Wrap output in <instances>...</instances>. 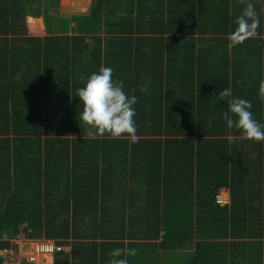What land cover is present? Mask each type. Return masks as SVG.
Here are the masks:
<instances>
[{
	"label": "trees",
	"instance_id": "trees-1",
	"mask_svg": "<svg viewBox=\"0 0 264 264\" xmlns=\"http://www.w3.org/2000/svg\"><path fill=\"white\" fill-rule=\"evenodd\" d=\"M249 2L258 35L229 51L239 0H91L72 35L54 34L61 0H0V249L25 234L72 240L55 264L125 247L128 264H264V142L229 130L218 98L231 87L264 124ZM100 67L137 97V142L86 136L76 93Z\"/></svg>",
	"mask_w": 264,
	"mask_h": 264
},
{
	"label": "clouds",
	"instance_id": "clouds-1",
	"mask_svg": "<svg viewBox=\"0 0 264 264\" xmlns=\"http://www.w3.org/2000/svg\"><path fill=\"white\" fill-rule=\"evenodd\" d=\"M239 3L245 7L233 21L235 29L226 37L229 51L257 37L260 26L254 4L249 0H239ZM76 95L82 105L80 121L85 126L88 138L128 137L132 142H137L134 119L137 97L126 94L123 81L113 79L111 67H100L97 72L90 74L84 86L77 89ZM218 98L227 102V110L222 115L229 130L235 129L241 140L264 142V124L253 117L249 100L233 97L231 87L220 91ZM258 99L264 102V80L259 83ZM137 251L136 248H114L108 253L111 257L108 264H128L126 257L136 256Z\"/></svg>",
	"mask_w": 264,
	"mask_h": 264
},
{
	"label": "built area",
	"instance_id": "built-area-1",
	"mask_svg": "<svg viewBox=\"0 0 264 264\" xmlns=\"http://www.w3.org/2000/svg\"><path fill=\"white\" fill-rule=\"evenodd\" d=\"M219 203H227L230 199L222 194L218 195ZM71 251L69 244H59L47 238H28L21 234L14 240L10 248L0 249L3 264H47L49 256L58 252Z\"/></svg>",
	"mask_w": 264,
	"mask_h": 264
},
{
	"label": "rangeland",
	"instance_id": "rangeland-1",
	"mask_svg": "<svg viewBox=\"0 0 264 264\" xmlns=\"http://www.w3.org/2000/svg\"><path fill=\"white\" fill-rule=\"evenodd\" d=\"M91 4V0H64L62 6L59 7V12L54 14L55 17L53 19V23L55 24L56 28L59 29V33L63 35H69L73 31L72 24H77V18L81 14H85L89 12V7ZM74 17V18H73ZM37 20L36 17H33ZM38 19H42L41 17ZM32 20V18L30 19ZM34 28V26H33ZM48 33V32H47ZM46 33H43L45 35ZM52 258L53 256H49V260L46 261L47 264H53ZM178 264V262L176 263Z\"/></svg>",
	"mask_w": 264,
	"mask_h": 264
},
{
	"label": "crops",
	"instance_id": "crops-1",
	"mask_svg": "<svg viewBox=\"0 0 264 264\" xmlns=\"http://www.w3.org/2000/svg\"><path fill=\"white\" fill-rule=\"evenodd\" d=\"M63 1L64 0H61V6L63 4ZM91 6V4H90ZM90 8V7H89ZM263 8H264V5H263ZM32 18V20H30ZM42 19H38L35 20L33 17H28V26H29V33L30 35H33V36H45L47 33V26L45 24V21H44V18L41 17ZM76 24H72L73 28ZM34 26V28H33ZM55 26V25H54ZM56 27V26H55ZM43 33H46L45 35H43ZM74 32L72 31L71 34L69 35H72ZM54 34H60L59 33V29L56 30V32ZM264 48V46H263ZM221 194L228 197L229 199H231V195H230V190L229 189H222L221 190ZM70 247H71V250H72V240H70ZM52 261H53V264H55V257L52 258ZM28 264V263H26Z\"/></svg>",
	"mask_w": 264,
	"mask_h": 264
}]
</instances>
